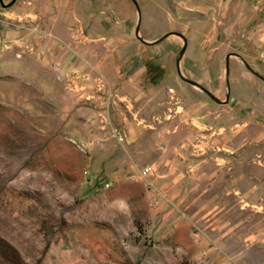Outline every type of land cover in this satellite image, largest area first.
<instances>
[{
	"label": "rangeland",
	"instance_id": "rangeland-1",
	"mask_svg": "<svg viewBox=\"0 0 264 264\" xmlns=\"http://www.w3.org/2000/svg\"><path fill=\"white\" fill-rule=\"evenodd\" d=\"M11 1L0 264H264V0Z\"/></svg>",
	"mask_w": 264,
	"mask_h": 264
},
{
	"label": "water",
	"instance_id": "water-1",
	"mask_svg": "<svg viewBox=\"0 0 264 264\" xmlns=\"http://www.w3.org/2000/svg\"><path fill=\"white\" fill-rule=\"evenodd\" d=\"M14 1H15V0H12L8 5L12 4ZM132 1L134 2L135 6H136V9H137V12H138V23H137V27H136V37H137L140 41L145 42L144 39H142V38L139 36V34H138L139 26H140V10H139V7H138V4L136 3V1H135V0H132ZM0 3H1L2 5H4L3 2H2V0H0ZM181 36H182V35H181ZM182 37H183V36H182ZM183 39H184V37H183ZM185 50H186V42H185V40H184V45H183V47L181 48V50H180V52H179V58L177 59V62H176V71H177L178 76H179L183 81H185V82H187V83H189V84H191V85H194V86L199 87L200 89H202L203 91H205V92H206V93H207L212 99H215V100H216V97H214V95H213L212 93H210L207 89H205L204 87H202L199 83H197L196 81H194V80H192V79H188V78H186V77H184V76L182 75V73H181V71H180V67H179L178 60L180 59V57L182 56V54L184 53ZM228 69H229V66H228V61H227V59H226V83L228 82V81H227ZM226 100H227V99H226ZM224 102H226V101H224Z\"/></svg>",
	"mask_w": 264,
	"mask_h": 264
},
{
	"label": "crops",
	"instance_id": "crops-1",
	"mask_svg": "<svg viewBox=\"0 0 264 264\" xmlns=\"http://www.w3.org/2000/svg\"><path fill=\"white\" fill-rule=\"evenodd\" d=\"M126 126H127V133L129 139H136L141 133L144 132L143 127L139 126L135 121H132L131 119L127 121ZM236 185H235V180H232L231 183L232 188L227 192H232L233 195L239 194L241 190Z\"/></svg>",
	"mask_w": 264,
	"mask_h": 264
},
{
	"label": "built area",
	"instance_id": "built-area-1",
	"mask_svg": "<svg viewBox=\"0 0 264 264\" xmlns=\"http://www.w3.org/2000/svg\"><path fill=\"white\" fill-rule=\"evenodd\" d=\"M151 166H145L139 171V177L140 178H145L148 174H151ZM149 185V184H148ZM153 197L155 198V192L153 191Z\"/></svg>",
	"mask_w": 264,
	"mask_h": 264
}]
</instances>
